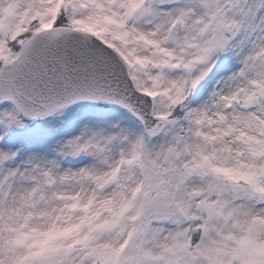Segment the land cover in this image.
Masks as SVG:
<instances>
[{
    "label": "snow or ice",
    "instance_id": "1",
    "mask_svg": "<svg viewBox=\"0 0 264 264\" xmlns=\"http://www.w3.org/2000/svg\"><path fill=\"white\" fill-rule=\"evenodd\" d=\"M0 264H264V0H0Z\"/></svg>",
    "mask_w": 264,
    "mask_h": 264
}]
</instances>
